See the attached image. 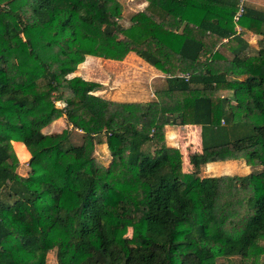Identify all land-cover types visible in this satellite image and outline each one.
Returning a JSON list of instances; mask_svg holds the SVG:
<instances>
[{
  "label": "trees",
  "instance_id": "obj_1",
  "mask_svg": "<svg viewBox=\"0 0 264 264\" xmlns=\"http://www.w3.org/2000/svg\"><path fill=\"white\" fill-rule=\"evenodd\" d=\"M144 1L124 26L120 0H0V264H47L53 249L58 264H264V7ZM130 52L163 73L155 99L70 76L88 55ZM167 125L201 132L173 147ZM240 159L260 170L199 174Z\"/></svg>",
  "mask_w": 264,
  "mask_h": 264
},
{
  "label": "rangeland",
  "instance_id": "obj_2",
  "mask_svg": "<svg viewBox=\"0 0 264 264\" xmlns=\"http://www.w3.org/2000/svg\"><path fill=\"white\" fill-rule=\"evenodd\" d=\"M123 4V15L119 22L124 25H130L131 16L142 9H145L147 3L144 0H120ZM253 5H257L259 7H264V0H247ZM247 38L250 40L252 45L256 46L257 37L252 33H248ZM223 54L232 57L229 51L224 48H220ZM127 59V58H126ZM124 61V60H123ZM137 58L128 59L124 62H112L108 59L102 58L99 59V63H95L93 58H89L82 66H78L76 75H80L81 71L83 76H91L94 80H99L101 78L106 84V91L100 95H106V97H113L115 94L116 99H137L140 102H146L144 99L148 97L155 99V92L158 89L164 88L166 85V80L163 74H157L154 76L153 74H148L147 70L142 68L141 62H136ZM103 69V72H99V76L97 75L96 69ZM84 71V72H82ZM107 72V73H106ZM73 76V74H70ZM93 80V81H94ZM110 90V91H108ZM113 91V94H112ZM132 93H136L132 95ZM226 95H230L232 91L223 92ZM130 94L131 96H128ZM154 94V96H153ZM110 95V96H107ZM145 95V96H140ZM111 99V98H110ZM119 101V100H117ZM57 105L63 106L64 102H57ZM65 118V116H64ZM173 126V125H170ZM177 126V125H174ZM66 127H68L66 118L64 120H59L57 124H53L50 128L43 129L45 133H53V132H61ZM185 126H180L178 128V132L176 135H179L182 130H184ZM52 129V130H51ZM170 129L165 131L166 134V142L169 145L168 134L167 132ZM53 131V132H52ZM75 131V130H74ZM105 135H100L97 143L95 144L94 155L100 159L102 163L107 165L111 160V152L108 149L107 144L105 143ZM71 143L74 145H80L82 143V133L80 131L72 132ZM200 142L202 144L201 138ZM148 149L153 151L154 147L152 145L148 146ZM20 160H22L19 157ZM233 161V160H232ZM233 164H227L224 162H213L212 164L205 165L201 168L199 174L204 176H212L217 174H238L245 175L248 172H256L260 170V167H252L246 165L244 159L237 160L236 162H230ZM248 166L249 168H247ZM246 169H249L248 171ZM29 170V165L25 162L21 163L18 167V172L21 175H26ZM132 230L129 229L128 236L131 237ZM264 261V256L262 257ZM47 264H58L57 261V252L55 249L51 250L47 255Z\"/></svg>",
  "mask_w": 264,
  "mask_h": 264
},
{
  "label": "crops",
  "instance_id": "obj_3",
  "mask_svg": "<svg viewBox=\"0 0 264 264\" xmlns=\"http://www.w3.org/2000/svg\"><path fill=\"white\" fill-rule=\"evenodd\" d=\"M147 3V2H146ZM133 57L134 58H137V61L136 62H141L142 63V68L143 69H145V70H147V73L148 74H153L154 76H156L157 74H163L161 71H159L158 69H156L155 67H153L152 65H150L148 62H146L145 60H143L141 57H139L135 52H130L126 57H125V59H124V61L125 60H128V59H133ZM89 58H93L94 59V62L95 63H99V59L101 60L102 58H99V57H94V56H91V55H88V56H86V60L87 59H89ZM127 58V59H126ZM86 60L83 62V63H81L79 66H82L85 62H86ZM109 60V59H108ZM110 61H112V62H124L123 60L122 61H118V60H110ZM76 72H77V70L75 71V72H73L72 74H73V76H75L76 75ZM79 72L80 73H77V74H80V76H82L83 78H85L86 80H94V79H92V75L91 76H83L82 75V73H81V71L79 70ZM82 72H84V71H82ZM96 72H97V75L99 76V72H103V69L101 70V69H99V67L96 69ZM150 72V73H149ZM107 73V72H106ZM94 81H96V82H98V83H100L102 86L101 87H99V90L98 91H96L95 93L96 94H103V92H105L107 89H106V87L104 86L106 83L104 82V81H102L101 80V78H99V80H94ZM108 91H110V90H108ZM112 94H113V91H112ZM136 93H132V95H135ZM128 96H131L130 94H127ZM102 96H104V97H106V95H102ZM107 96H110V95H107ZM113 97H110L112 100H119V101H139V100H137V99H127V98H123V99H116L115 98V94H113L112 95ZM140 96H145V95H140ZM153 96H154V94H153ZM108 98V97H107ZM150 100H153V98H150V97H148L147 99H144V101H150ZM65 118H64V116L63 117H61V118H59V119H57V120H55V121H53L52 123H50L48 126H46L45 128H50L53 124H57L56 122H58L59 120H64ZM188 126H196V127H198L199 128V132H201V127L199 126V125H187V126H185V127H188ZM44 128V129H45ZM178 128H180V126H170V125H167L166 126V130L167 129H170L168 132H167V134H168V140H169V145L170 146H173V147H178L179 148V145H178V139H177V132L179 131L178 130ZM52 130V129H51ZM45 132V131H44ZM53 132V131H52ZM51 133V132H50ZM201 136V135H200ZM237 160H230V161H225L224 162V164L225 163H227V164H233V163H230V162H236ZM213 163V162H212ZM212 163H208V164H212ZM207 164V165H208ZM247 168H249L248 166H246ZM247 171L249 170V169H246ZM249 173V172H248Z\"/></svg>",
  "mask_w": 264,
  "mask_h": 264
},
{
  "label": "built area",
  "instance_id": "obj_4",
  "mask_svg": "<svg viewBox=\"0 0 264 264\" xmlns=\"http://www.w3.org/2000/svg\"><path fill=\"white\" fill-rule=\"evenodd\" d=\"M242 12H243V8H242V4H241L240 9H239L237 15L235 16V20H238L239 19V17H240V15H241Z\"/></svg>",
  "mask_w": 264,
  "mask_h": 264
}]
</instances>
